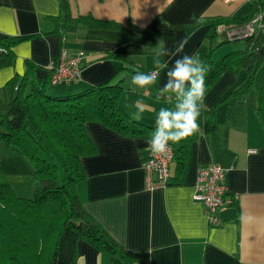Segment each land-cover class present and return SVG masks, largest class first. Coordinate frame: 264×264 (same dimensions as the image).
<instances>
[{"label": "crops", "instance_id": "obj_1", "mask_svg": "<svg viewBox=\"0 0 264 264\" xmlns=\"http://www.w3.org/2000/svg\"><path fill=\"white\" fill-rule=\"evenodd\" d=\"M67 1L70 19L65 21L59 0H0V37L28 36L11 47V63L0 68V95L4 91L8 103V81H19L27 68V88L46 81L57 95L120 82L123 112L149 128L122 135L97 122L86 123L96 152L82 158L86 177L77 193L84 209L119 246L137 255L136 264H264V118L259 111V93L264 100V19L256 28H262L263 42L251 70L227 69L214 80L184 160L182 155L170 163L166 185H144L156 113L175 104L173 95L160 92L167 69L161 71L159 65L166 62L170 68L184 54L203 63L209 55L214 62L243 49L245 40L228 38L226 31L264 13V0ZM160 38L170 52L179 41L187 38L188 43L177 55L158 56ZM61 49L72 56L84 54L81 72L75 81L53 86L47 67ZM137 68L155 71L158 85L138 88L122 79ZM262 106L264 110V101ZM138 108L144 109L140 119L135 118ZM212 162L223 167L235 197L233 206L218 211L220 225H209L203 205L192 200L198 169ZM111 261L112 256L79 241L75 264Z\"/></svg>", "mask_w": 264, "mask_h": 264}, {"label": "trees", "instance_id": "obj_2", "mask_svg": "<svg viewBox=\"0 0 264 264\" xmlns=\"http://www.w3.org/2000/svg\"><path fill=\"white\" fill-rule=\"evenodd\" d=\"M59 4L68 21V1L59 0ZM261 13L264 19L262 10ZM261 31L258 28L252 36L243 38V49L218 61L206 57L208 88L227 69L251 70L263 42ZM27 37H0V68L11 63V47ZM136 72L145 70H129L122 79L131 80ZM28 73L27 68L19 81L16 77L8 81L10 96L7 111L0 114V142L18 150L31 164L34 193L32 198L18 196L0 172V264H75L81 240L112 256L115 261L111 264H136L137 255L119 246L84 209L77 185L86 177L82 158L96 152L86 123L97 122L122 135L138 134L149 127L123 112L119 104L123 87L119 81L109 80L79 93L57 95L49 91L46 81L27 88ZM246 87L248 82L240 92H245ZM263 101L259 93V111L264 118ZM193 137L172 143L173 160L182 155L180 159L184 160Z\"/></svg>", "mask_w": 264, "mask_h": 264}, {"label": "clouds", "instance_id": "obj_3", "mask_svg": "<svg viewBox=\"0 0 264 264\" xmlns=\"http://www.w3.org/2000/svg\"><path fill=\"white\" fill-rule=\"evenodd\" d=\"M198 24H203V18H196ZM188 39L179 41L173 52L167 48L162 38L157 41V55L169 56L183 52ZM159 69H167V81L160 89L161 93L171 94L175 97L173 107H161L156 113L155 128L149 146L155 153H165L169 142L178 143L199 131V118L204 109L205 96L208 86L205 77L208 67L196 56L184 54L176 59L169 68L162 63ZM131 83L138 88L157 86V77L151 73L136 72L131 77ZM144 109L138 108L135 118H142Z\"/></svg>", "mask_w": 264, "mask_h": 264}, {"label": "built area", "instance_id": "obj_4", "mask_svg": "<svg viewBox=\"0 0 264 264\" xmlns=\"http://www.w3.org/2000/svg\"><path fill=\"white\" fill-rule=\"evenodd\" d=\"M262 16L261 12L253 14L247 21L226 31L228 38L252 36L256 28L262 26ZM83 56L82 52L72 56L67 50L61 49L58 56L47 67L49 83L54 86L75 81L80 76ZM150 73L156 76L155 71ZM149 149V158L144 163V185L146 189L164 186L169 182L170 163L174 158L172 142H169L165 153H155L150 146ZM224 175L223 167L213 162L198 169L196 173L192 200L203 205L206 221L209 225H220L222 220L218 211L220 208L234 204L235 197L225 183Z\"/></svg>", "mask_w": 264, "mask_h": 264}, {"label": "rangeland", "instance_id": "obj_5", "mask_svg": "<svg viewBox=\"0 0 264 264\" xmlns=\"http://www.w3.org/2000/svg\"><path fill=\"white\" fill-rule=\"evenodd\" d=\"M50 88L51 86L48 87ZM1 95L0 114H4L8 109V103L5 100L6 93L2 91ZM0 172L1 178L12 187L18 196L33 197L35 182L32 177L31 164L18 150L6 146L3 142H0Z\"/></svg>", "mask_w": 264, "mask_h": 264}]
</instances>
